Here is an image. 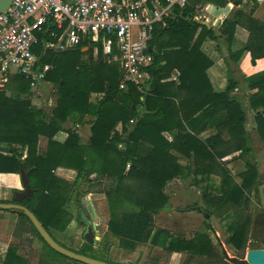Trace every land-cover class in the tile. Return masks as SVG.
Instances as JSON below:
<instances>
[{
	"label": "trees",
	"instance_id": "obj_1",
	"mask_svg": "<svg viewBox=\"0 0 264 264\" xmlns=\"http://www.w3.org/2000/svg\"><path fill=\"white\" fill-rule=\"evenodd\" d=\"M158 1L167 4L165 0ZM204 1L223 7L228 3L241 5L244 0ZM194 9L193 1L174 5L162 23L154 25L148 42L153 62L144 68L148 78L140 85L127 82L120 89V67L102 55L100 45L95 57L86 41L62 53L44 51L43 43L49 41L45 32L38 35L32 51L40 64L51 65L44 79L54 90L50 111L32 104L30 81L20 74L9 75L6 87L0 88V145H5L0 146V174L26 176L32 193L17 204L32 212L61 247L112 264L107 253L110 238H116L117 247L127 252L149 244L167 253L186 254L183 264H230L219 246L212 244L209 221L190 238L172 234L154 223V216L169 208L164 192L167 183L193 176L196 184L208 183L200 192L204 207L193 204L184 211H200L208 220L217 212L231 211L234 218L226 228L225 245L235 251V257L243 259L248 250L264 249V234L253 242L249 238L254 218L251 194H259L261 182L246 128L249 112L253 129L264 145V71L243 77L253 91L244 104L234 95L238 81L231 70L242 51L250 54L253 65L264 58V22L252 11L246 14L239 10L214 31L195 20ZM236 26L246 29L249 35L244 50L231 52ZM219 38L228 51V58H223L227 84L224 91L216 93L206 75L212 61L201 46L206 39ZM86 47L88 50L83 51ZM173 74L177 82L171 79ZM92 94L100 97L91 102ZM67 121L73 128H63ZM84 124L90 125L86 144L75 129ZM209 127L216 128V134L201 139ZM165 133L172 136L171 141ZM41 138L46 141L42 152L38 149ZM175 153L190 163L181 167ZM235 153L238 154L232 156ZM228 156H232L230 160L222 162ZM232 160L244 164V170L236 176L239 182L226 167ZM58 168L75 171L74 181L58 177ZM212 176L218 177L217 185ZM80 182L87 185L88 194L105 196L108 221L96 248L84 242L74 251L59 243L54 233H63L68 227L72 216L66 206ZM79 196L76 192L74 200L78 201ZM0 203L16 202L13 196L11 201ZM6 211L16 214L22 225H28L49 253L68 259L49 248L22 211ZM2 264L28 261L9 246ZM146 264L157 263L148 260Z\"/></svg>",
	"mask_w": 264,
	"mask_h": 264
},
{
	"label": "built area",
	"instance_id": "obj_2",
	"mask_svg": "<svg viewBox=\"0 0 264 264\" xmlns=\"http://www.w3.org/2000/svg\"><path fill=\"white\" fill-rule=\"evenodd\" d=\"M13 0L0 14V87L9 75L20 74L36 92L51 65L40 64L33 53L38 35L48 32L43 50L73 49L86 41L98 54L117 62L127 82L136 85L148 77L144 68L153 62L148 42L155 24L176 3L185 0ZM87 50L89 47H86Z\"/></svg>",
	"mask_w": 264,
	"mask_h": 264
},
{
	"label": "crops",
	"instance_id": "obj_3",
	"mask_svg": "<svg viewBox=\"0 0 264 264\" xmlns=\"http://www.w3.org/2000/svg\"><path fill=\"white\" fill-rule=\"evenodd\" d=\"M188 1H193L194 3L195 20L197 22L203 21L204 23L207 24L208 29H213L214 31H216V28L224 19H228L232 17L233 14L239 10H241L242 12L246 14H250L252 11V15L254 17L264 22V0H256L255 2H252L250 0L248 1L244 0L242 4L238 6H234L232 3H228L227 5L223 7H217L214 4L209 3V1H204V0H185V3L183 5H185L186 2ZM175 5L183 6L178 3H176ZM170 10H169V13H170ZM248 35L249 34L246 29H244L241 26H236V29L234 32V40L231 45V52H238V51L244 50L245 45L248 40ZM201 51L212 61L211 67H209L206 70V75L212 86L213 91L216 93L224 91L226 88L227 79L225 77V72H224L223 58H228V51H227L226 45L223 42V39L219 38L217 41L206 39L201 46ZM242 52L243 53L237 59L236 63H233L231 65V70L236 80L238 81V86L235 90L234 95L237 96L240 100H242L244 104H246L248 95L252 93L253 91H250L248 89L247 83L243 81V77H249V76H252L254 74L264 71V58L256 60L253 65L251 64L250 54L247 51H242ZM176 76H177L176 74H173L171 79L176 81ZM147 78L148 77H146L143 80V82L147 80ZM42 84H45L47 86L45 91L41 90ZM42 84H40L38 87V90L34 92V96L36 95V97L39 98L40 102H42V99L44 101L45 98H47L45 100H48L50 98L49 100L50 102H52V97H53L52 95L54 91L53 85L47 82H44ZM98 97H100V95L92 94L90 98L91 102H94L95 99ZM40 107L41 109L44 110V108H42L44 107V105ZM249 114L252 115L251 113L248 112L247 116ZM86 120H93V118L87 117ZM251 122L248 119L247 130L248 132H250L249 134L252 139L253 150H254V146L256 142H254V137L252 136L253 132L251 131V129H249L251 128L250 127ZM63 128L65 130L69 128H73L72 122L67 121L64 124ZM75 129L78 135L80 136L82 143L86 144L90 137V125L84 124L82 126H77V128ZM116 130L119 131L120 126H117ZM254 133L256 132L254 131ZM215 134H216V128L209 127L206 131H204L200 135V138L206 139L209 136L215 135ZM164 136L167 138L168 141L172 140V136L170 134L165 133ZM175 154L178 158V164L181 167L185 168L190 163V161L186 157L181 156L177 153ZM237 154L238 153H235L232 156H236ZM263 154L260 155L259 157H263ZM232 156H228L222 159V162L230 160V157ZM238 161H241V160H232L226 164V167L229 169V171L231 170L230 165ZM55 173L60 178H63L65 180H70V179L72 180L74 177L72 173H75V172L69 169H65V168H58ZM212 178H213V182L217 185L218 180L216 179H218V177L212 176ZM4 183L6 184L4 185ZM207 186H208V183L206 182L201 183V184H196L194 182L193 176H190L186 179L175 178L169 183H167V185L164 188V192L168 196L169 208L167 210L160 211L157 215L154 216L155 225L157 227L170 231L172 234H177V235L184 236L185 238H190L193 236L195 232L201 229L204 222L209 221V224L212 228H213V226L211 225L212 220L217 219V221L222 224H225L226 222L230 223L233 220V214L231 211L222 212V213L217 212L209 220H208V217L203 215L200 211H196V210L184 211L186 207L191 206L193 204H198L199 206L204 207V204L201 201V197L199 196L198 198L197 196V194H199L197 192H201V190H204L205 188H207ZM14 190L18 192L22 190L20 176L17 174H0V200L11 201L14 196V193H13ZM92 195L102 196L104 198L103 195H99V194H92ZM191 201L193 202L191 203ZM104 203L106 205V202H101V201L99 204H101L100 207L102 208L101 217L103 218L102 220H104L105 231L103 232V234L101 235L100 239L97 241L95 246H93L94 248L97 247L101 238L107 231L108 211L104 210L103 208ZM3 226H4L3 228L4 232L1 233L0 231V242L3 243L2 240H7L8 242H10V247L12 246L16 248L17 254L23 257L19 253L20 248H18V245L21 243L24 236L20 237V236H16L15 234L16 232L20 230L21 227L23 231L25 232L28 231L30 233L29 229L27 228L28 225H25V224L22 225L16 214L9 213V212H2L0 213V228H2ZM9 231H10V237H9L10 239H8V237H5V235ZM214 232L217 235V231H214ZM189 233H191L190 236H188ZM29 235L30 234H26V236H29ZM30 238L32 239L31 235H30ZM109 241L111 243V247L107 253L108 258L112 254V250L114 246L117 247L116 238H110ZM212 244H215V243L212 242ZM1 245H4V244H1ZM142 246H145L148 248V251L146 252L143 259H140V260L136 259L133 262H129V263L128 261L117 262L116 264H145V262L147 263L148 260H154V262H156L157 264H164L162 263V261H160V259L158 258V255L160 256V254L167 253V252L163 251L159 247H150L149 244L139 245L134 252H128V253L133 254L139 249V247H142ZM117 249L122 250L118 247ZM5 253L6 251L0 248V255L2 257H4ZM167 254H169L167 257H165V260L168 261L167 264H183L184 261L186 260V254L184 253H167ZM23 258H25L28 261V264H31L30 261L26 257H23Z\"/></svg>",
	"mask_w": 264,
	"mask_h": 264
},
{
	"label": "rangeland",
	"instance_id": "obj_4",
	"mask_svg": "<svg viewBox=\"0 0 264 264\" xmlns=\"http://www.w3.org/2000/svg\"><path fill=\"white\" fill-rule=\"evenodd\" d=\"M92 56L94 57V52H92ZM6 84H4V86L0 87V88L4 89L6 87ZM46 88H47V86L45 84H42L41 90L45 91ZM31 91L34 93V90L31 89ZM6 95H9V92H6ZM52 96H53L52 102H50V100H49L50 98L48 100H45V99H47V98H45L44 101L42 99V102H40L39 98L36 97V95L34 96V94H33V96H31V102L35 107H38V108H41L40 106L44 105V107H42V108H44V111L49 112L50 109L53 107L52 105H54V91H53ZM248 119L251 122L252 121V115L249 114ZM250 125H248L251 127L249 129H251V131L253 132L252 136L254 137V142H256L255 146H254V153H255L256 161L258 163L259 172L264 173V154H263L264 146L262 145L263 143L260 141L258 135L256 133H254L255 130L253 129V123L251 122ZM75 128H77V126ZM45 144H46L45 139L41 138L40 142H39V147H38L40 152H42L44 150ZM0 146L5 147V145H0ZM16 150L20 151L21 149L18 148ZM262 154H263V157H259ZM230 169H231L230 172L233 175V177L235 178V180L237 182H239V179L236 176L238 173H240L244 170L243 162L238 161V162L232 163L230 165ZM72 174L74 176L73 179L72 180L71 179L66 180L67 182L71 183L74 181L75 176H76V172L72 173ZM6 178H8V177H6ZM216 180H218V179H216ZM5 184L6 183H4V185ZM79 185L80 186H78L77 190H76V192L80 193L78 201L74 200L76 192H73L72 196L69 199L68 204L66 206L67 211L72 216V219H71L68 227L66 228V230L63 233H54V236L59 243H61L62 245L66 246L69 249H72L74 251H77L80 248V246L84 243L83 235L85 232V228H84L83 224L81 223L84 219H81L80 212H81V209L83 208L82 209L83 215H85L87 213L91 214V211L88 210L89 206L87 205V202H89V201L91 202V206L94 208V210L96 212V216L98 217L96 220H94V222L96 224V229L98 230V233L95 235L101 237V235L105 231L104 220H102L103 218L101 217L102 216V213H101L102 208L100 207L101 204H99L100 201L106 202L105 196L103 195L104 196V198H103L102 196H93L91 193L88 194L87 193V185H85L84 182H80ZM197 193H199V194H197V196L199 198L200 192H197ZM104 199H105V201H104ZM251 199L254 203V208H252V213L254 215V218L252 221V226L250 228L251 230H250L249 238H250V241L253 242L254 240L260 238L264 234V212L262 211L263 207H262L261 203L258 202V199L260 201L259 194L258 195H256L255 193L251 194ZM192 202L193 201H191V203ZM106 206H107V202H106V205L104 203L103 208H104V210L108 211V206H107V208H106ZM4 212H7V211H4ZM232 214H233V212H232ZM233 218H234V215H233ZM92 222H93V220H92ZM228 223L229 222L222 224V223L218 222L217 219L212 220L211 225L213 226V228L210 227V229L208 230V233L211 237L212 242H214L215 244H217L219 246V249L221 252H222V247H221L220 243H222L224 249L227 251L229 256H235V251L230 246L225 245V241H226V238L228 236L227 232H226V228L228 226ZM3 228H4V226L2 228H0L1 233L4 232ZM27 228H29V227L27 226ZM195 228H197V227H195ZM214 231H217V235H215ZM183 232H185V231H183ZM191 233H189L188 236H190ZM26 234H30L32 236V239L30 238V235L26 236ZM15 235L20 236V237L24 236L21 243L18 245V248H20L19 253L23 257H26L30 261L31 264H74L73 261L70 259H62V258L56 257L55 255L49 253V251L42 244V242L37 237L33 236V234L31 232L30 233L28 231L25 232L22 229V230H19L18 232H16ZM5 237H8V239H10L9 238L10 237V231L5 235ZM2 241H3V243L0 242V248L2 250L6 251L8 246H10V242H8L7 240H2ZM1 244H4V245H1ZM11 245H13V244H11ZM147 251H148V248L145 246H142V247H139V249L135 253L132 254V253L125 252L123 250H119V249H117L116 246H114V248L112 250V254L109 256V259H110L112 264H116L117 262H126V261H128V263H129V262H133L136 259H138V260L143 259V257L145 256ZM168 255L169 254H167V253H163V254H160V256L158 255V258L160 259V261H162V263L167 264L168 261L165 260V257H167ZM88 256L99 257L100 254H98V255L96 254V256H95V254L88 253ZM244 258H245V256H244ZM2 260H3V257L0 255V264H2Z\"/></svg>",
	"mask_w": 264,
	"mask_h": 264
},
{
	"label": "water",
	"instance_id": "obj_5",
	"mask_svg": "<svg viewBox=\"0 0 264 264\" xmlns=\"http://www.w3.org/2000/svg\"><path fill=\"white\" fill-rule=\"evenodd\" d=\"M13 0H0V14L4 13L10 6ZM198 23L204 25L207 27V24L203 21H199ZM87 48H84L83 51H87ZM65 52V51H63ZM58 53H62V51H58ZM20 180L22 184V190L19 192L14 193V201L16 203H0V209L1 210H20L22 211L31 221L32 225L34 226L35 230L38 232L39 236L42 238V240L49 246V248L56 252L57 254L66 257L74 262L80 263V264H110L105 263L101 261H97L93 258H89L84 255H80L77 253H74L66 248L61 247L59 244H57L53 238L48 234V232L43 228V226L39 223V221L36 219L34 214L30 212L27 208H25L22 205H19L17 203H20L23 199L28 198L32 190L30 189V186L28 184L26 176L21 173ZM259 181L262 182L261 185L258 187L259 197H260V203L262 207L264 208V173H260L259 175ZM88 210L91 211V216L93 222H89L85 227V232L83 235V240L87 244L91 246H95L97 241L100 239L99 236L95 235L98 233V230L96 229V224L94 223V220L97 219L96 212L94 208L91 206V202H87ZM211 227V226H210ZM215 233V232H214ZM216 235V234H215ZM222 247V255L225 258V261H227L230 264H264V249L261 250H248L246 252L244 259H239L235 256H229L227 251L224 249L222 243H220Z\"/></svg>",
	"mask_w": 264,
	"mask_h": 264
},
{
	"label": "flooded vegetation",
	"instance_id": "obj_6",
	"mask_svg": "<svg viewBox=\"0 0 264 264\" xmlns=\"http://www.w3.org/2000/svg\"><path fill=\"white\" fill-rule=\"evenodd\" d=\"M80 217L81 219H84L81 223L83 224L84 228L86 227V225L89 223V222H92V216L91 214L87 213L85 215H83L82 211L80 212Z\"/></svg>",
	"mask_w": 264,
	"mask_h": 264
}]
</instances>
